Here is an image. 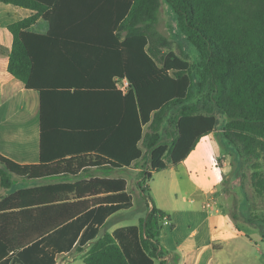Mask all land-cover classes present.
<instances>
[{
	"label": "trees",
	"instance_id": "obj_1",
	"mask_svg": "<svg viewBox=\"0 0 264 264\" xmlns=\"http://www.w3.org/2000/svg\"><path fill=\"white\" fill-rule=\"evenodd\" d=\"M0 1L37 12L9 27V72L41 102V161L21 165L0 154V189L12 187V176L77 179L91 169L131 168L148 156L150 171L140 184L146 196L154 173L180 164L215 132L217 112L227 116L224 137L245 162L264 158V0H83L86 7L73 8L70 21L61 20L63 0ZM163 1L197 49V66L169 52L172 42L157 28ZM41 17L46 34L31 31ZM123 79L127 94L117 88ZM204 92L210 105L194 101ZM174 109L165 142L163 126ZM256 165L252 186L262 198L264 174ZM147 197L146 217L106 232L84 264L165 259L159 222L167 215ZM131 202L126 179L100 177L2 196L0 264L17 252L25 258L27 249L95 207ZM253 219L264 227V212Z\"/></svg>",
	"mask_w": 264,
	"mask_h": 264
},
{
	"label": "crops",
	"instance_id": "obj_2",
	"mask_svg": "<svg viewBox=\"0 0 264 264\" xmlns=\"http://www.w3.org/2000/svg\"><path fill=\"white\" fill-rule=\"evenodd\" d=\"M86 5L83 0H63L61 20L70 21L73 19V8H85ZM35 14L36 11L0 1V154L21 165H34L41 161V102L38 91L28 90L21 80L9 72L10 53L14 44L9 27ZM31 31L46 34L49 25L41 17ZM221 132L223 134V129ZM216 133L217 129L203 137L190 155L174 166L183 167L189 179L194 174L197 176V181H193L194 194L203 197L191 199L189 207L168 210L158 208L167 215L171 225L160 230L161 245L169 254L165 259L155 261V264H161L163 260L173 264L176 259L177 264H264L262 246L255 241L257 237L263 240L259 227L237 226L231 217L237 215L232 210L235 202L233 199H225L226 189L223 188L231 176L222 171L220 175L218 168L222 166L227 169L231 165L218 155V147L213 138ZM139 162L126 169L137 167L135 169L141 174L144 169L137 166ZM236 163L240 167L242 162L236 158ZM121 170L91 169L82 175H85L83 179H124L118 175ZM200 174L206 176L205 179H200ZM209 175L214 178L212 187L207 184ZM79 178L49 179H56L57 182L53 184H58L82 180ZM47 185L52 184L22 189ZM146 187V197H150L149 187ZM219 189L221 192L218 193ZM5 191L0 189V198L6 196ZM131 197L132 202L127 206H98L91 209L45 237L36 248L27 249L25 258H21L18 252L12 254L8 264H84V257L91 245L106 232L113 233L118 228L137 226L135 223H124L127 217L117 216L132 207L134 198ZM149 206L151 209L150 201ZM253 248L256 252H252Z\"/></svg>",
	"mask_w": 264,
	"mask_h": 264
},
{
	"label": "rangeland",
	"instance_id": "obj_3",
	"mask_svg": "<svg viewBox=\"0 0 264 264\" xmlns=\"http://www.w3.org/2000/svg\"><path fill=\"white\" fill-rule=\"evenodd\" d=\"M157 28L171 40L172 49L169 52H174L185 60L190 61L195 66L199 64L200 58L197 49L186 39V36L181 33L178 28L177 15L175 14L171 5L164 1L162 2L158 16ZM194 101H206L209 102V105L211 104L205 92L202 94L197 93L194 97ZM176 112L177 110L174 109L169 113V116H167L163 126L165 142H169V139L166 140L167 137H170L167 131H171L170 121L175 116ZM216 114L218 116L217 133L213 135V138L218 147L217 152L219 157H221L224 162L228 161L231 165V167L227 169L222 166L218 167L220 169V175H222L223 172L225 174L228 173L231 176V179L225 181L223 185V188L226 189L225 199H233L235 202V208L232 210L238 215L237 220H234L237 226L242 224L243 228L252 227L256 229L259 227L261 230L260 236L263 240H260L259 237H257L255 241L259 246H262L261 249L264 253V227H262L259 222L253 219L254 215H259L264 212V197H258L252 186V175L255 172L254 166L256 164V166L259 167V170L264 174V158L256 163L245 162L238 155L237 149L227 141L221 132L228 121L227 116L224 114H219L218 112ZM236 158H239L240 162H242L240 167L236 163ZM148 160L149 158L147 156L142 159L137 166L139 168H143L144 171H150ZM135 168L124 169L118 172L120 177L126 179L129 182V192L134 198V204L131 205L132 207L125 209L117 216L122 215L127 217L123 220L124 223H135L138 225L140 219L146 217L148 213L149 200L142 193V188H139L140 184L145 182L143 172L139 174ZM237 174H240V176ZM84 177L85 175H82L79 179H83ZM205 177L206 176L200 174V179H205ZM12 178L13 185L10 189L5 191L6 195H12L19 189L25 187L41 186L57 182L56 179L49 178L41 180H28L18 178L16 176H12ZM208 179L209 182L207 184L208 186L212 187V182L214 180L213 176L209 175ZM140 180L142 182L138 185ZM193 181H197V176L195 174L189 179V177L184 173L183 167H174L173 165H169L166 170L154 173L153 178L151 180H147L146 184H144V187H149L148 194L157 208L168 210L175 207H189V202L191 199L203 197L200 194H194ZM146 189L147 187L145 190ZM221 189L217 190L218 193L221 192ZM247 197L250 198L254 206L248 202ZM252 252H256L254 251V248L252 249Z\"/></svg>",
	"mask_w": 264,
	"mask_h": 264
},
{
	"label": "built area",
	"instance_id": "obj_4",
	"mask_svg": "<svg viewBox=\"0 0 264 264\" xmlns=\"http://www.w3.org/2000/svg\"><path fill=\"white\" fill-rule=\"evenodd\" d=\"M117 88L123 94H127L130 89L129 81L127 79L117 80ZM169 225H171V222L167 217H163L159 222L160 229H163Z\"/></svg>",
	"mask_w": 264,
	"mask_h": 264
}]
</instances>
